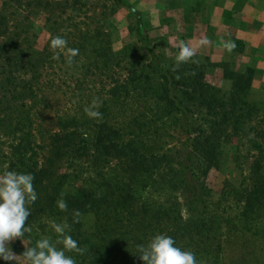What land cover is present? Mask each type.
Here are the masks:
<instances>
[{
	"label": "rangeland",
	"instance_id": "1",
	"mask_svg": "<svg viewBox=\"0 0 264 264\" xmlns=\"http://www.w3.org/2000/svg\"><path fill=\"white\" fill-rule=\"evenodd\" d=\"M242 1L228 0L230 11L226 22L222 11L207 12L212 0H184L183 3L182 0H0V172L15 170L12 167L16 156L11 148L15 124L12 126L10 121L15 123L19 117L16 115H20L28 122L22 125L24 131L17 133L20 137L22 133L34 137L37 160L47 175L46 190H37V200L29 205L36 216L30 223L32 230H37L36 235H53L50 221L37 213V205L39 201L45 202L52 185L59 183V174L77 175L80 179L74 183L96 176L90 166H86L89 170L86 168L84 173L70 169L68 155L62 147L58 150L54 141L56 132L64 135L59 130L58 118L84 112L93 98H98L100 104L109 103L111 88L138 76L134 72L137 69L133 68L135 63L142 62L145 69H150L162 51L161 61L167 67L174 64L178 46L183 42L196 51L192 60L201 67L198 71L202 73L201 84H210L214 87L212 92L218 97L224 95L227 101L237 85L250 75L245 70L254 68L251 86L238 94L255 105L242 132L222 144L220 165L212 167L207 174L206 184L211 189L207 197L209 220H213L209 223L216 225L206 237L214 238L196 248L192 244L186 250L195 253L198 261L209 264L217 253L216 244L211 243L220 238L225 264H264V238L261 237L264 232L259 235L253 230H264V207L251 208L257 195L253 193L258 187L256 182L264 178V1L256 2L253 8L248 0ZM201 10H205L201 15L196 13ZM55 36L67 40L65 49L50 48V40ZM204 37L209 43L200 46L199 41ZM229 40L236 45L230 53L223 47ZM128 46L132 48L130 54L116 56ZM69 48L79 50L71 65L66 62ZM158 76L149 75L148 96L139 89L132 90L125 104H111L109 119L122 124L136 110L140 111L141 106L147 110L155 107L147 99L157 93ZM79 105L83 108L79 109ZM160 108L161 104L157 105V111ZM194 136L180 118L162 130L161 143L167 142L165 149H171L170 153L178 157L179 151L186 154L190 150L189 138ZM253 138L262 144L261 148L254 146L256 142L250 140ZM178 195L147 188L142 196H136L135 205L140 207L148 202L149 212L143 216L137 208V216L131 223H150L145 232L147 240L154 234H166L176 215H182L183 220L190 215L184 205L178 206L175 213L169 212L172 204L183 201L177 199ZM157 210L162 213L159 219L154 216ZM110 216L111 222L118 225L114 211ZM84 221L91 230L96 226L97 217L89 214ZM124 224L130 223L127 220ZM236 226L243 231H238ZM200 239L197 236L194 243Z\"/></svg>",
	"mask_w": 264,
	"mask_h": 264
},
{
	"label": "trees",
	"instance_id": "2",
	"mask_svg": "<svg viewBox=\"0 0 264 264\" xmlns=\"http://www.w3.org/2000/svg\"><path fill=\"white\" fill-rule=\"evenodd\" d=\"M145 39L148 40L147 37ZM131 49L128 46L117 52L116 56L130 54ZM150 50L153 51V48ZM162 56L161 51L158 62L151 65L156 69H145L142 62L133 64V68L137 69L134 72L138 76L131 82L118 83L110 89L112 96L108 99L109 103L100 104V118L91 119L83 111L73 116L58 118L59 130L64 132V135L56 132L54 141L58 150L62 147L64 154L68 155L70 169L84 173L88 168L86 166H90V171L95 172L96 176L74 183L75 179H80L77 175L59 174L57 177L60 181L52 185L51 193L46 195V199L44 197L45 202L38 200L37 213L47 216L49 221L59 223L67 220L71 225L70 234L86 249L82 256L72 254L77 264H143L137 255L136 246L148 241L145 232L150 223L131 221L137 216V208L141 209L143 216L149 212L148 202L142 203L140 207L135 205L136 196H142L147 188L154 189L155 192L177 193V199L183 200L175 202L169 209L166 208L169 212L174 210L175 213L179 210L178 206L184 205L188 215L190 214L187 220H183L182 215H176L166 231L167 235L174 238L177 246L186 250L194 244L193 247L196 248L200 243L207 244V241L210 242L214 238L206 237L216 225L209 223L213 221L209 220L210 205L207 202L211 189L206 184V178L212 167L220 165L222 144L242 132L245 123L251 119L252 107L255 105L252 106L238 91L251 86L254 68L245 70L250 75L232 91L231 97L228 98L231 102L227 103L228 101L223 99L224 95L218 97L219 95L212 92L214 87L210 84H201L202 73H198L201 67L192 59L174 68V64L167 67L161 61ZM139 65L142 66L140 70ZM155 73L159 75L155 86L157 93L147 99L151 104L154 102L155 107L151 106V109L147 110L141 106L138 108L140 111L136 110L130 120L123 121L122 124L117 120L116 123L112 122L109 119L112 114L111 104H125L130 100L132 90L139 89L138 91H143L146 96L150 91L149 75ZM159 104L161 108L157 111ZM78 107L83 108L80 105ZM16 116L19 117L15 123L10 121L12 126L15 124L11 148L16 162L14 161L12 168L18 172L31 173L36 193L37 190L41 192L46 190V170L40 167L37 160L34 137L30 136V133H22L20 137L17 133L24 131L22 125L28 122L27 118ZM180 118L185 120L188 132L195 136L189 138L192 145L190 150L188 149L186 154L179 151L178 157H174L170 153L171 149H165L167 142L161 143L162 130L168 127L169 122H177ZM254 138L250 140L256 142L254 146L260 147L262 144ZM256 184L258 187L253 193L257 195L251 208L258 210L264 207V178H260ZM61 199L67 203V211L58 209L57 202ZM75 210L79 211V217L73 216ZM112 211L115 212L118 225L111 222ZM89 214L97 217L96 226L91 230L86 228L84 221V217ZM161 215V210L154 213L157 219L161 218ZM179 218L181 221L177 222ZM126 219L129 225L124 224ZM34 220L36 216L31 213L26 225L30 226ZM130 225L134 228L129 229ZM240 228L238 231H243ZM250 229L247 230L248 233ZM253 230L259 235L264 232ZM137 231H142L143 234L139 235ZM35 232L37 230L25 234V244L20 239L12 241L13 252L20 255L24 247H28L30 243L34 244L41 237ZM197 236H201V239L196 245L194 242ZM214 243L217 253L209 264H225L222 257L223 241L219 238L211 244ZM199 262L204 264L206 261ZM0 264L9 262L0 261Z\"/></svg>",
	"mask_w": 264,
	"mask_h": 264
},
{
	"label": "clouds",
	"instance_id": "3",
	"mask_svg": "<svg viewBox=\"0 0 264 264\" xmlns=\"http://www.w3.org/2000/svg\"><path fill=\"white\" fill-rule=\"evenodd\" d=\"M207 37L199 41L200 46L207 45ZM50 48L54 50L65 49L67 40L63 36H55L50 40ZM223 47L229 53L236 47L232 41H225ZM66 62L71 65L79 54L75 48L67 49ZM59 53L57 52V57ZM196 55L193 47L181 42L174 57V68L186 63ZM100 101L93 98L85 107L87 117L97 119L102 116L99 111ZM34 177L31 173L5 170L0 172V261L9 264H77L73 253L82 256L86 249L72 237L71 225L64 220L62 222L50 221L49 226L53 235L41 236L34 244L24 247L22 254L13 252L11 242L23 238L26 233L32 231L26 225L30 217L29 205L37 200V193L33 186ZM60 211H67V203L61 199L57 202ZM78 210L73 212L74 217H79ZM137 255L143 264H202L196 258V254L177 246L176 241L165 233L154 234L146 243L136 246Z\"/></svg>",
	"mask_w": 264,
	"mask_h": 264
},
{
	"label": "crops",
	"instance_id": "4",
	"mask_svg": "<svg viewBox=\"0 0 264 264\" xmlns=\"http://www.w3.org/2000/svg\"><path fill=\"white\" fill-rule=\"evenodd\" d=\"M183 1L184 0H182V3H183ZM240 1H242V0H240ZM264 1V0H263ZM243 2V1H242ZM248 3H249V5H251L252 6V8L253 7H255L254 5H255V3L256 2H260V0H248L247 1ZM180 3H181V1H180ZM211 5L209 6V9L207 10V12L209 11V13L210 12H218V11H222L221 13H223V15H224V17H225V21L226 22H229V17H228V15H229V2H228V0H212V2L210 3ZM205 10H201V12H196L197 14H199L200 13V15H201V13L202 12H204ZM254 12H255V9H254ZM243 14V13H242ZM215 15H216V13H215ZM228 17V18H227ZM242 15L241 16H239V19H242Z\"/></svg>",
	"mask_w": 264,
	"mask_h": 264
}]
</instances>
